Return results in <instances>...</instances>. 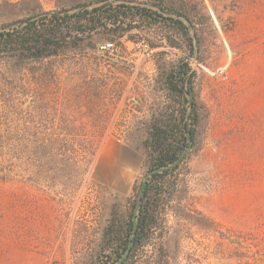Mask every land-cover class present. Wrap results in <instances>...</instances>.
<instances>
[{
    "label": "rangeland",
    "instance_id": "obj_1",
    "mask_svg": "<svg viewBox=\"0 0 264 264\" xmlns=\"http://www.w3.org/2000/svg\"><path fill=\"white\" fill-rule=\"evenodd\" d=\"M98 1L115 0H0V27ZM203 2L211 22L201 26L199 61L189 63L195 139L153 215L148 246L132 264H243L229 239L264 221V0ZM129 35L133 41L123 38L114 42L116 52L102 54L106 87H86L88 98L69 118L77 122L57 116L53 126L95 137L98 151L88 172L78 176L80 165L54 167L51 174L48 166L13 160L6 149L0 156V175L8 174L0 180V264H96L106 231L128 215L149 172V128L166 105L158 67L169 72L189 57L183 43L171 48L153 32ZM25 79L24 71L12 79L0 65V133L34 127L24 125ZM2 91L11 94L12 108L4 107ZM107 141L117 149L104 147ZM115 157L113 169L132 182L127 193L113 196L98 177ZM33 171L40 172L37 179Z\"/></svg>",
    "mask_w": 264,
    "mask_h": 264
},
{
    "label": "trees",
    "instance_id": "obj_2",
    "mask_svg": "<svg viewBox=\"0 0 264 264\" xmlns=\"http://www.w3.org/2000/svg\"><path fill=\"white\" fill-rule=\"evenodd\" d=\"M148 1L166 14L188 20L197 40L199 54L201 26L204 21L211 22L203 0ZM82 6L84 5L69 10L39 13V18L30 24L27 22L33 17L0 27L5 29L0 32V65L6 66L12 79L16 73L25 72L21 97L29 104L24 112V125L34 126L0 133V156L6 154V149V155L13 160L30 162L39 168L48 166L50 169L47 173L51 174H56L54 167L67 169L82 165L85 169L79 171L78 176L85 174L98 151L95 137L89 136L84 129L55 130L53 126L57 116L64 123L77 122L75 119L69 122V118L75 117L72 115V108L80 107L82 100L88 98L84 95L88 85H93L92 90L99 86L106 87L101 73L104 57L98 53V47L103 41L118 43L123 38L133 41L129 35L132 31L153 32L159 41L171 48H180L183 43L188 55H192V41L187 27L178 20L163 17L148 9L105 4L69 16L57 15ZM197 61L199 57L196 58L195 62ZM180 62L169 72H165L163 66L158 67L157 83L161 85L166 105L150 126L145 142L150 157L149 171L171 165L187 146L186 117L189 105L184 89L193 103L189 118L192 144L195 139L197 116L193 75L188 63L181 67L176 77ZM5 95L8 99H5ZM59 96L62 97L61 102L58 100ZM1 98L6 109L14 106L10 93L2 91ZM47 126L51 128H39ZM102 137L103 134L97 138ZM176 169L155 174L148 180L136 218L135 236L123 264H132L136 253L148 246L151 230L155 226L153 215L162 199L173 188L171 177ZM38 175L39 171H33L32 179H37ZM7 176L8 174L0 175V180H6ZM134 204L135 201L127 216L122 215L119 223L106 231L96 264H115L125 253L133 229ZM229 241L236 246L235 259L238 262L264 264V221L247 232H238ZM240 250L252 253L251 257L239 253Z\"/></svg>",
    "mask_w": 264,
    "mask_h": 264
},
{
    "label": "water",
    "instance_id": "obj_3",
    "mask_svg": "<svg viewBox=\"0 0 264 264\" xmlns=\"http://www.w3.org/2000/svg\"><path fill=\"white\" fill-rule=\"evenodd\" d=\"M105 4H110L112 6H117V5H125V6H132V7H139V8H144V9H148L154 12H157L158 14L162 15L163 17L166 18H171V19H175L178 20L180 22H182L188 30L190 39L192 41V47H193V52L192 55H190L189 57L183 59L180 64L177 67V71H176V77H178V72L181 69V67L185 64H188L192 61H195L198 55V45H197V40L196 37L194 35V32L192 30V27L190 25V23L188 22V20L184 17H180V16H175V15H169L166 14L164 12H162L159 8L153 6V5H149V4H145V3H138V2H134V1H127V0H121V1H102V2H98V3H93L90 5H84L82 7H79L77 9L71 10V11H67L65 13H61V14H57L58 16H69V15H73L79 12H82L84 10H88V9H92V8H96V7H100L103 6ZM39 18V16H35L33 17L31 20H29L27 22V24H30L31 22L37 20ZM5 29H1L0 28V32L4 31ZM180 88H182L181 85H179ZM184 94L185 97L188 101V105H189V109H188V113H187V117H186V126H187V146L184 149V151L182 152V154L178 157V159L176 161H174L171 165L165 167V168H158V169H153L151 171H149L145 177L143 178L141 185L139 187V190L137 192L136 195V199H135V204H134V208H133V212H132V223H133V229H132V234L130 236V239L128 241V245H127V249L125 251V253L123 254L122 257H120V259L115 263V264H123L124 261L127 259L128 255H129V251L131 248V242L135 236V231H136V218H137V214L138 211L140 209V205H141V200L143 197V193H144V189L146 187V184L148 182V180L150 179L151 176L155 175V174H161L163 172L166 171H171L175 168H177L186 158L187 154L189 153L191 146H192V140H191V133H190V122H189V118L192 114V100L189 96V94L186 92V90L184 89Z\"/></svg>",
    "mask_w": 264,
    "mask_h": 264
},
{
    "label": "crops",
    "instance_id": "obj_4",
    "mask_svg": "<svg viewBox=\"0 0 264 264\" xmlns=\"http://www.w3.org/2000/svg\"><path fill=\"white\" fill-rule=\"evenodd\" d=\"M107 149H117V147H114V144L110 141L106 142V145L104 146ZM111 163H109V172L104 174L103 176L101 175L98 177V181L104 186V188L107 190V192L111 195H116V194H125L130 190L131 187V178L128 174H122V173H117L116 169H113V165L116 164L117 158H111L109 160ZM115 163V164H114Z\"/></svg>",
    "mask_w": 264,
    "mask_h": 264
},
{
    "label": "built area",
    "instance_id": "obj_5",
    "mask_svg": "<svg viewBox=\"0 0 264 264\" xmlns=\"http://www.w3.org/2000/svg\"><path fill=\"white\" fill-rule=\"evenodd\" d=\"M116 51H117V49L115 48L114 42H105L98 47V53L99 54H103L105 52L113 53ZM148 52L151 53L152 51L149 50Z\"/></svg>",
    "mask_w": 264,
    "mask_h": 264
}]
</instances>
